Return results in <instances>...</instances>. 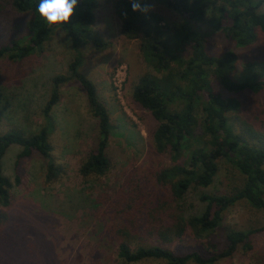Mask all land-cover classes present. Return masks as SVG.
<instances>
[{
	"label": "trees",
	"instance_id": "obj_1",
	"mask_svg": "<svg viewBox=\"0 0 264 264\" xmlns=\"http://www.w3.org/2000/svg\"><path fill=\"white\" fill-rule=\"evenodd\" d=\"M154 1L179 15L180 21L168 24L155 12H134L131 0H123L117 11L122 31L138 36L142 59L149 68L133 83L132 98L155 121L149 133L151 146L159 154L168 153L171 164L147 171L133 169L116 185L104 184L96 191L89 188L93 186L90 181L107 177L113 167L106 148L116 126L94 83L80 71L82 48L102 41L93 29L98 1L79 0L70 23L60 28L73 54L66 74L50 77L49 94L41 109L44 124L33 129L22 122L0 132V223L15 228L8 235L30 238L25 234L27 223H19L15 214L14 190L21 184V172L13 182L4 168L7 158L16 153V168L32 156L44 159L47 186L64 178L65 171L53 156L51 112L60 101L61 86L73 81L85 90L98 124L97 145L81 160L79 170L89 185L65 202L85 210L98 225L95 240L88 245L89 264L143 260L215 264L240 247L251 249L254 236L264 231V223L247 229L223 225L225 211L240 201L264 212V69L258 72L255 63L244 62L240 68L246 73L236 78L238 55L232 49L210 55L207 34L198 27L208 17L212 30L227 45L249 47L264 34V0ZM38 2L9 1L14 11L31 17L25 21V36L0 46V58L27 59L54 33L55 26L46 25L36 13ZM7 109L5 99L0 100V111ZM196 130L203 141L196 138ZM224 165L239 174L232 187H224L217 179ZM219 231L222 246L212 238ZM187 235L195 240L191 251L180 253L172 248Z\"/></svg>",
	"mask_w": 264,
	"mask_h": 264
},
{
	"label": "rangeland",
	"instance_id": "obj_2",
	"mask_svg": "<svg viewBox=\"0 0 264 264\" xmlns=\"http://www.w3.org/2000/svg\"><path fill=\"white\" fill-rule=\"evenodd\" d=\"M9 1L0 0V46L12 38L25 36V21L31 17L14 11ZM97 1L93 29L102 43L82 48L84 63L80 71L94 83L100 101L109 112L110 122L116 128L109 134L106 148L113 167L107 177L90 181L93 186L89 188L95 191L104 184L116 185L133 169L147 171L171 164L168 153L159 154L151 146L149 133L155 128V121L132 98L133 83L149 68L142 59L138 36L122 31L117 9L123 0ZM147 3L151 5L149 12L161 15L164 23L180 21L179 15L156 1L148 0ZM207 20L208 17L198 27L207 34L206 49L210 55L232 49L239 57V68L244 62H252L257 65L258 72L264 69V34L249 47L234 48L227 45L218 31L212 30ZM72 54L65 32L55 29L49 40L27 59L16 62L0 58V100L5 99L9 108L5 113L10 114L4 117L5 113L0 111V132L22 122L33 129L44 124L41 109L49 94L50 77L66 74ZM244 73L245 69L240 68L234 76L239 78ZM216 86L220 88L218 83ZM51 114L55 126L51 135L53 156L66 175L58 183L47 186L43 182L44 159L32 156L20 161L16 168V153L9 151L11 154L4 165L6 173L14 182L15 175L21 172V184L14 190L15 214L19 223L22 220L27 223L25 234L30 238L24 236L21 240L18 234L8 235L15 228L1 222L0 264H89L88 245L95 240L98 225L85 210L65 202L89 185L85 184L79 170L81 160L97 145V119L85 90L76 81L61 86L60 101ZM196 138L203 141L199 130H196ZM233 173L230 165H224L217 179L224 187H232L239 177L238 173ZM263 223L264 212L250 209L243 201L229 207L223 216V225L235 229L255 228ZM8 228L11 231L5 233ZM212 238L220 246L224 243L221 231ZM194 244V238L187 235L172 248L185 253L191 251ZM137 264L162 263L143 260ZM215 264H264V231L254 236L251 249L245 251L240 247L232 256Z\"/></svg>",
	"mask_w": 264,
	"mask_h": 264
},
{
	"label": "clouds",
	"instance_id": "obj_3",
	"mask_svg": "<svg viewBox=\"0 0 264 264\" xmlns=\"http://www.w3.org/2000/svg\"><path fill=\"white\" fill-rule=\"evenodd\" d=\"M78 5L79 0H39L35 11L46 25L60 29L63 25L70 23ZM131 7L134 12L143 14L151 10V5L146 0H131Z\"/></svg>",
	"mask_w": 264,
	"mask_h": 264
}]
</instances>
